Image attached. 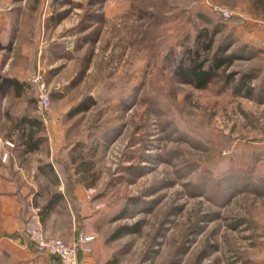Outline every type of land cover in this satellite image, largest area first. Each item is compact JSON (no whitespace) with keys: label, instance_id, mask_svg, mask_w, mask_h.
I'll return each mask as SVG.
<instances>
[{"label":"rangeland","instance_id":"1","mask_svg":"<svg viewBox=\"0 0 264 264\" xmlns=\"http://www.w3.org/2000/svg\"><path fill=\"white\" fill-rule=\"evenodd\" d=\"M239 1L0 0V74L26 84L0 92V137L13 143L0 147V176L14 171L11 150L21 160L17 120L37 115L29 78L40 73L52 106L41 156L26 164L56 165L42 192L61 179L69 198L82 191L75 233L89 238L92 264H263L264 44L238 26L264 34L254 25L264 19ZM202 27L232 61L198 89L166 56ZM121 226L130 232L110 240ZM27 246L31 259L4 250L0 264H62Z\"/></svg>","mask_w":264,"mask_h":264},{"label":"crops","instance_id":"2","mask_svg":"<svg viewBox=\"0 0 264 264\" xmlns=\"http://www.w3.org/2000/svg\"><path fill=\"white\" fill-rule=\"evenodd\" d=\"M239 7L255 18L264 19V0H240ZM248 24L249 22L243 21L242 25L238 26L239 32L247 40L263 45L264 34L262 32L260 34L259 30L250 27ZM5 150L7 149L5 148ZM39 150L24 155L20 151L18 158L21 159L20 161H17L14 152L11 150L12 159L7 167L10 169L11 166L14 171L0 176V251L16 252L18 262L21 259L32 258L34 248L27 246L29 240L24 232V226L29 205L34 202L42 209V224L48 234L60 236L67 242L73 241L76 236L75 227H77V224L74 220L73 207L77 210L76 204L83 197L82 191L77 188L74 192V196H77V198H72L73 200L70 203L65 196V182L61 179L56 182L55 191L42 192V184H44L45 179V173L40 170L42 164L36 160L26 164L27 159H25L35 155L40 158L41 151ZM54 154L53 150L51 159L54 158ZM24 159L25 162H22ZM54 168L59 175L55 164ZM55 194H62L64 197L50 211H46L43 208L45 203ZM83 246L81 251L83 261L93 262L94 255L92 254L91 243L87 242ZM262 263L264 264V261Z\"/></svg>","mask_w":264,"mask_h":264},{"label":"trees","instance_id":"3","mask_svg":"<svg viewBox=\"0 0 264 264\" xmlns=\"http://www.w3.org/2000/svg\"><path fill=\"white\" fill-rule=\"evenodd\" d=\"M179 45L181 46V51L176 52L175 49H171L166 56V61L175 78L181 83L190 84L198 89H204L219 76L222 69L231 64L232 56L224 54L222 46L214 48L215 35L207 27L197 29L193 39L187 36L185 39H182ZM24 87H26V84L19 79L0 74V92L4 93L9 89H13L16 95L19 96L23 93ZM93 104L94 101L91 98L85 99L70 112V115L73 116L86 111ZM17 126L20 131L19 145L21 146V154L24 155L29 152L38 151L45 142V137L41 134L44 130L43 118L37 115L24 114L17 120ZM81 168L84 171L89 170L88 167L84 168L83 164ZM40 170L43 173L57 175L51 163L42 165ZM65 196L71 203L72 197L69 198L67 193ZM62 197L64 195L55 194L45 203L43 208L46 211H50ZM123 214L125 215V213ZM129 232L127 226H121L113 233L110 240L117 239ZM29 242L32 243L31 241ZM53 258L55 261L61 262L58 258Z\"/></svg>","mask_w":264,"mask_h":264},{"label":"built area","instance_id":"4","mask_svg":"<svg viewBox=\"0 0 264 264\" xmlns=\"http://www.w3.org/2000/svg\"><path fill=\"white\" fill-rule=\"evenodd\" d=\"M219 11L226 18L234 14L226 7H219ZM254 25L260 29H264V23L256 22ZM29 81L38 88L37 116L45 119L52 106L49 87L40 73L30 76ZM5 145L13 146V143L0 137V147L2 148ZM8 156L9 152L4 150L3 160L5 161ZM24 232L29 241L34 243L39 251L58 258L62 264H92L90 261L80 259L82 245L89 241L84 232L80 231L72 242H67L59 236L48 235L43 229L41 208L38 206H30L28 218L25 221Z\"/></svg>","mask_w":264,"mask_h":264}]
</instances>
